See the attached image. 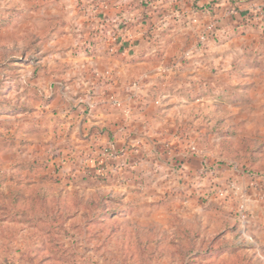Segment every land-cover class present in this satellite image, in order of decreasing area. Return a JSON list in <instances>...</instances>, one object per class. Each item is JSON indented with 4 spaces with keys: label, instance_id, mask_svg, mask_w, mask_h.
<instances>
[{
    "label": "rangeland",
    "instance_id": "rangeland-1",
    "mask_svg": "<svg viewBox=\"0 0 264 264\" xmlns=\"http://www.w3.org/2000/svg\"><path fill=\"white\" fill-rule=\"evenodd\" d=\"M199 1L0 0V264H264V218L246 207L263 176L252 157L263 112L249 122L219 108L202 113L199 137L176 126L170 137L145 130L141 142L107 143L104 157L131 156L111 174L86 152L84 119L63 115L85 114L103 79L88 80L77 60L104 35L114 43V26H140L155 40L144 51L159 56L170 26H203V48L238 8ZM191 6L206 19L188 18Z\"/></svg>",
    "mask_w": 264,
    "mask_h": 264
},
{
    "label": "crops",
    "instance_id": "crops-1",
    "mask_svg": "<svg viewBox=\"0 0 264 264\" xmlns=\"http://www.w3.org/2000/svg\"><path fill=\"white\" fill-rule=\"evenodd\" d=\"M230 1L237 4L236 13L219 20L218 35L209 33L203 48L198 41L203 26H170L174 29L171 41L165 40L159 56L144 51L154 39L144 40L141 37L143 28L122 26L113 34L114 43L104 35L105 39L95 46L91 57L85 62L77 60L88 80L103 81L93 98L86 102L85 114L79 108L63 115L67 120L72 118L80 122L84 119L82 125L87 127L85 133L91 146L86 152L98 153L97 161L105 169L104 173L111 174L116 165L127 168L131 160L126 153L104 157L101 148L107 143L110 147H118L117 143L124 141L141 142L144 136L140 133L145 130L151 137H170L176 126L184 128V132L188 129L187 133L193 137L197 131L199 137L202 113L207 111L210 115L214 111L216 116L219 108L227 112L245 111L249 122L255 112L264 115V33L255 26L256 12L264 8V0ZM199 2V7H203L205 0ZM214 2L215 7L229 3L227 0ZM217 9L213 8L212 13L223 10ZM194 10L193 6L182 9L188 18L206 19L205 14ZM247 17H252L251 21ZM110 46L115 48L116 54L108 53L106 47ZM203 84L210 89L208 97L202 100ZM219 92L221 96L214 99L212 96L216 97ZM109 95L121 102V108L105 103ZM251 133L253 130L248 132ZM259 135V147L252 157L255 170L263 176L253 180L255 183L249 189L246 206L255 219L264 218V192L260 193L264 188V128ZM186 157L183 156L184 163ZM189 162L193 167L199 166L197 159Z\"/></svg>",
    "mask_w": 264,
    "mask_h": 264
},
{
    "label": "built area",
    "instance_id": "built-area-1",
    "mask_svg": "<svg viewBox=\"0 0 264 264\" xmlns=\"http://www.w3.org/2000/svg\"><path fill=\"white\" fill-rule=\"evenodd\" d=\"M236 13V11H234V10H232V11H230V14H235ZM261 21H262V24H261V28L263 29V31H264V14H262L261 15ZM116 29L115 30H119L120 31V27H122V26H114ZM211 27V26H210ZM203 38H201V40H202ZM205 39V38H204ZM203 39V40H204ZM106 104H109L110 106H112L113 108H117V109H119V108H121V102L120 101H118L113 95H109V96H107L106 97V102H105Z\"/></svg>",
    "mask_w": 264,
    "mask_h": 264
},
{
    "label": "trees",
    "instance_id": "trees-1",
    "mask_svg": "<svg viewBox=\"0 0 264 264\" xmlns=\"http://www.w3.org/2000/svg\"><path fill=\"white\" fill-rule=\"evenodd\" d=\"M98 175H100V172H99V170H98ZM103 175V174H102Z\"/></svg>",
    "mask_w": 264,
    "mask_h": 264
}]
</instances>
